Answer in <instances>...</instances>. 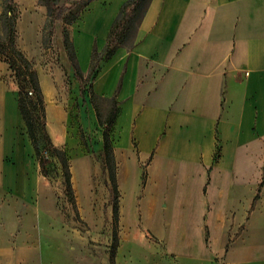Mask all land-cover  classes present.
I'll return each mask as SVG.
<instances>
[{
  "label": "crops",
  "instance_id": "0c3cea01",
  "mask_svg": "<svg viewBox=\"0 0 264 264\" xmlns=\"http://www.w3.org/2000/svg\"><path fill=\"white\" fill-rule=\"evenodd\" d=\"M126 1L93 0L68 27L83 80ZM22 5L19 42L36 62L31 48L47 10ZM59 52L60 66L51 73L35 69L47 133L62 149L68 113L58 88L70 76L78 87L81 82L66 51ZM89 89L91 98L117 104L113 151L122 197L116 232L119 223L135 231L141 215L169 257L158 264H264V0H152L133 46L101 60ZM32 156L17 89L0 82V264H34L33 252L15 250L41 248L43 233L53 239L50 257L59 261L63 243L64 264H85L77 247L87 238L67 224ZM144 168L142 204L130 211L125 185L139 187ZM140 238L147 244L140 248H151ZM127 245L116 264H136V241ZM157 253L150 250L145 264H157Z\"/></svg>",
  "mask_w": 264,
  "mask_h": 264
},
{
  "label": "rangeland",
  "instance_id": "374dc122",
  "mask_svg": "<svg viewBox=\"0 0 264 264\" xmlns=\"http://www.w3.org/2000/svg\"><path fill=\"white\" fill-rule=\"evenodd\" d=\"M88 1L89 0H58L57 5L66 8L72 7L75 3H81L67 11L65 13L66 20L62 22H52L48 17L47 11L46 23L42 31L39 32L41 37L37 42L33 41L31 48V52L35 55L34 59L36 62L29 59L23 51L20 43L21 41L19 42V33L17 30L16 45L32 62L34 68L35 65H37L41 70L49 74L53 70V65L60 66L61 58L59 49L62 47V49L66 51L65 30L68 43L73 46L71 33L68 27L73 25L76 20L72 24H69L67 21L78 11L80 6L86 4ZM4 4V0H0V15L3 12ZM14 4H16L19 20L23 13L24 6L22 4H40V1L14 0ZM35 10L37 12L38 7H35ZM136 28L137 25L131 32L130 40L125 47L128 48L132 44ZM0 35H2L1 21ZM24 35L28 36V31H25ZM34 37L33 39H35ZM0 66V82H3L5 86L10 89H17L18 92V78L9 68L7 59L3 56H0ZM94 75L95 72H93L88 79H84L80 87H78L75 79L71 76L67 77L64 79L60 88H58L59 99L65 98V107L68 113L67 135L69 140L61 149L63 151L62 156L55 153L51 144V138L49 140L43 131V124L46 119L44 118L41 104L38 102L36 92L32 96L28 95V91L34 89V87L29 83L24 84L26 104H32V107H36L33 111V116L36 118L38 152L34 149V143L25 125V132L33 148V160L40 168V175L52 183L56 192L58 207L65 215L67 224L71 228L82 232L87 238V243L82 249H78L79 247H77V255L80 256L82 262L85 264H116L115 259L119 253L123 255L124 258L127 256V253L123 254V251L127 250V240H135L137 244V247L134 249L136 264H145V260L149 258L148 253L150 250H153V252L157 250L158 256L153 261L158 264L160 260L165 261L169 259V257L160 253V249L163 245L153 233L147 231L143 227V217L141 215L136 216L140 224L138 223L139 227H136L135 231L123 229L121 223H119L116 232L113 205L109 188L106 185L108 176L103 174V167L106 159L104 153V136L106 133L108 134L111 145L114 148L115 139L113 125L115 121L111 125L107 124L112 109V103L99 100L93 96L91 98L89 85ZM55 132V129L51 128V133L54 138ZM65 163L71 174V184L76 206L71 204L67 195L64 175ZM143 188V181L139 187L132 181L125 185L124 195L126 198V206L130 211L132 207L135 208L142 204ZM121 197L122 195L120 194L119 203L121 202ZM17 235L21 236L24 234L18 232ZM142 235L151 243V248L146 246V251L143 250V247L140 248L138 246L139 244H146L143 239L140 238ZM40 239L42 242L41 248L35 250H27L24 248L15 251H23L25 256H28L27 252L30 254L33 252L31 260L34 264H64L65 246L63 243L59 245L62 256L59 258V261H56V258L50 257L48 254L49 250L52 248L49 244L53 242L50 234L43 233Z\"/></svg>",
  "mask_w": 264,
  "mask_h": 264
},
{
  "label": "trees",
  "instance_id": "16d2710c",
  "mask_svg": "<svg viewBox=\"0 0 264 264\" xmlns=\"http://www.w3.org/2000/svg\"><path fill=\"white\" fill-rule=\"evenodd\" d=\"M39 1L41 5L47 8L48 17L52 22L65 21L66 20L65 13L70 9H72L73 7H75L77 4H81L80 2L75 3V5H73L72 7L66 8L63 6H58L57 5L58 0H39ZM91 1L93 0H89L86 4L80 6L78 11L75 14H73L70 17V19H68L67 22L69 24H72L75 20H77L78 17H80L82 11L88 6V4ZM151 1L152 0H127L122 5L116 20L113 22L111 26L105 49L101 53L97 52L96 49L93 51L90 75L93 72H95L96 75L101 60L110 59L119 48L126 46L127 42L130 40L131 32L133 31L134 27L137 25L133 42L128 48L133 46L138 26L141 23L144 15L146 14V11ZM4 3L5 4H4L3 12L0 15V21L2 25V35H0V56H3L7 59L9 68L15 73L16 77L18 78L19 109L23 117V120L25 122V125L27 127L29 136L34 143V149L36 150V152H38L39 147L37 145L36 124H35L36 118L35 116H33V111L36 107L34 106L32 107L31 106L32 104L31 105L26 104L24 97V84L29 83L34 87V89L28 91V95L32 96L36 92L38 102L39 104H41L44 118L46 119L43 91L41 88L38 73L34 68L32 62L25 56V54L16 45L17 21H18L16 4H14V0H4ZM65 46L69 61L73 66V68L75 69L76 77L82 84L83 76L78 69L77 62H75L76 61L75 49L74 46H72V44L68 43L66 30H65ZM117 112H118L117 104H113L107 124L111 125L114 122L117 116ZM43 131L45 132L46 137L49 138L50 140V136L48 135L46 130V121L43 124ZM52 147L55 153H57L59 156H62L63 151L61 149L55 148L53 144ZM104 153L106 159L103 167V174L108 176V179L106 180V185L110 191V198L113 205L114 223L115 226H117L119 220L120 192L117 184L114 151L107 133L104 136ZM143 172H144L143 184H145L146 181L145 168L143 169ZM64 175H65V184L67 187V195L69 201L73 206H76L72 184H71V174L66 163H65ZM261 187L262 184L260 185V188ZM260 188L258 190L257 196L253 201L250 212H252L255 209L256 204L259 200ZM241 231L242 228L239 230L238 235L241 233Z\"/></svg>",
  "mask_w": 264,
  "mask_h": 264
},
{
  "label": "bare ground",
  "instance_id": "6f19581e",
  "mask_svg": "<svg viewBox=\"0 0 264 264\" xmlns=\"http://www.w3.org/2000/svg\"><path fill=\"white\" fill-rule=\"evenodd\" d=\"M52 128V127H51ZM56 131V130H55ZM58 138V132L56 131L55 132V139H57Z\"/></svg>",
  "mask_w": 264,
  "mask_h": 264
}]
</instances>
